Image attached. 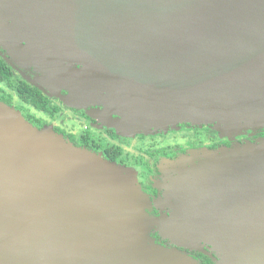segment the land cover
<instances>
[{"label": "water", "instance_id": "95a60500", "mask_svg": "<svg viewBox=\"0 0 264 264\" xmlns=\"http://www.w3.org/2000/svg\"><path fill=\"white\" fill-rule=\"evenodd\" d=\"M0 39L34 47L45 77L88 69L91 101L128 133L264 125V0H0ZM167 171L150 200L130 170L0 101V264H200L179 249L264 264V144Z\"/></svg>", "mask_w": 264, "mask_h": 264}, {"label": "flooded vegetation", "instance_id": "af4514ba", "mask_svg": "<svg viewBox=\"0 0 264 264\" xmlns=\"http://www.w3.org/2000/svg\"><path fill=\"white\" fill-rule=\"evenodd\" d=\"M18 50L19 47L12 48L8 42H2L0 39V59L6 67L11 69V83L22 82L30 86L33 92L34 89L38 90L47 100L48 112L35 110L30 104L20 99L13 85V87L8 86L6 83H0V101L19 111L23 118L37 129L51 127L55 133L74 146L101 154L103 158L132 170L136 173L141 190L150 200L162 195V190L158 188V185L162 181V170L166 163L176 160L189 150L229 148L233 145V141H242V139L219 140L218 135L209 127L197 128L188 124L176 127L178 130L174 133H186V135L183 134L186 139L179 143L161 145L153 136L135 135L129 138L120 136L107 125L116 117L104 116L101 107L89 106L76 109L62 102L67 98L65 92L59 94V90L55 91L54 87H52V92L54 90L59 96L48 92L49 86L36 74L35 69L22 68L21 63L25 60L22 59ZM259 138H264L263 131L244 139L253 142ZM150 214L158 216L154 208ZM151 236L156 243L168 248L172 247L167 240H161L156 234ZM179 250L187 253L200 264H213L210 257L202 253Z\"/></svg>", "mask_w": 264, "mask_h": 264}, {"label": "rangeland", "instance_id": "374dc122", "mask_svg": "<svg viewBox=\"0 0 264 264\" xmlns=\"http://www.w3.org/2000/svg\"><path fill=\"white\" fill-rule=\"evenodd\" d=\"M23 52L27 54V55L25 54L27 57L22 58L23 60H25V62L21 63L22 68H24V69H35L36 74L42 80H44L47 83V86H49V88L47 90L52 95L59 96V95H56V92H55L58 90H59V94H60V92H65L67 94V98L63 99L64 101H62V99H61V101L65 105H68L69 107H73L76 109L87 108L89 106L90 107L98 106L91 101L92 98L90 96V94H92L91 89L94 88V90H96V88H97V85H98L97 84V78L94 75L90 74L88 69H87V72L85 74L84 73L81 74L82 73L80 71L82 69L81 66L75 65L74 70L69 69L68 72L62 71L60 74L57 69L52 68V69H50V71L54 75H56V74H58V75H56L55 77H52V78H50L48 76L44 77V74H45L44 71H48L49 67H44L36 61L34 63V47L32 48L31 51H23ZM44 52H46V51L44 50ZM34 64H35V66H34ZM52 87L55 88L54 89L55 91L53 90L54 93L52 92ZM81 96L84 97V100H82ZM85 99H87V100H85ZM98 107H100V105ZM106 113H107L108 117L114 116V117H116L115 120L118 119V117L116 115H114V114L110 115L108 112H106ZM107 125H108V127L113 128V130H115V132L120 136L128 137V138L133 137L135 135H143L145 137L153 136L154 139H156V141L159 142L161 145L179 143L180 141H183L186 139V136H185L186 133H182V134L181 133H179V134L174 133L175 131L178 130L177 128H172V129L169 128L167 130H162V131L151 130L149 132H140V133L133 134V133H128L126 131H123V130H125L123 128L118 129V128L114 127L113 121H111ZM208 127L210 129H212L216 133V135H218L219 140L228 139V140L233 141L236 139H242L241 142L233 141V145L229 148L242 147V146H246V145H258L259 146V145L264 144V138L256 139L253 142L250 141L249 139L248 140L244 139V138L252 137V135L257 133V132H260V131L264 132V125H245V124H242L240 126L225 127V128L224 127H215V126H208ZM48 128H51V127H48ZM172 132H173V134H172ZM183 134H185V135H183ZM223 148H226V147H223ZM223 148H219V149H223ZM219 149H216V150H219ZM197 150H200V149H197ZM190 151L191 150H189L184 155H187ZM213 151H215V150H213ZM95 154H98V153H95ZM184 155H182V156H184ZM182 156H179L178 158H180ZM170 162L166 163L165 166H163L162 180L165 178V175H167V172H168L167 170L169 168ZM119 166H121V165H119ZM126 169L130 170L128 168H126ZM130 171L133 172L132 170H130ZM133 173L136 176V173L135 172H133ZM161 182L159 184H161ZM162 193H163V190H162ZM203 249H204V251H206V253L211 254L210 250H208L206 247ZM213 255L214 254H211V256H209V255H206V256L210 257L213 264H217L219 262V260L215 257V255L213 257Z\"/></svg>", "mask_w": 264, "mask_h": 264}, {"label": "trees", "instance_id": "16d2710c", "mask_svg": "<svg viewBox=\"0 0 264 264\" xmlns=\"http://www.w3.org/2000/svg\"><path fill=\"white\" fill-rule=\"evenodd\" d=\"M11 81V69L6 67L0 59V83H6L8 86L13 85L14 87H12L15 89L20 99H22L25 103L30 104L35 110L43 111L44 113L48 112V103L46 102L47 100L38 90L34 89L33 92V90H31L30 86L27 84L22 82L12 84Z\"/></svg>", "mask_w": 264, "mask_h": 264}]
</instances>
